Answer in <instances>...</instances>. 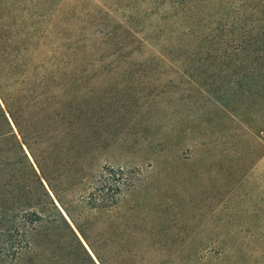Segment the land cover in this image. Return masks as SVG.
Here are the masks:
<instances>
[{"label":"rangeland","instance_id":"obj_1","mask_svg":"<svg viewBox=\"0 0 264 264\" xmlns=\"http://www.w3.org/2000/svg\"><path fill=\"white\" fill-rule=\"evenodd\" d=\"M13 1L43 17L23 85L69 117L50 170L66 176L53 184L64 207L76 217L101 173H124L134 233L157 241L138 250L264 264V69L226 58L257 34L264 46V0ZM11 192L2 184L0 204Z\"/></svg>","mask_w":264,"mask_h":264},{"label":"trees","instance_id":"obj_2","mask_svg":"<svg viewBox=\"0 0 264 264\" xmlns=\"http://www.w3.org/2000/svg\"><path fill=\"white\" fill-rule=\"evenodd\" d=\"M41 18L20 11L18 2L0 0V187L13 189L0 204V216L9 220L0 221V251L4 256L27 255L33 264H174L181 255L138 250L157 241L134 233L138 222L133 209L126 212L121 202L123 190L134 187V181L124 173H101L76 206L80 211L76 217L64 207L53 184L57 179L63 183L66 176L50 170L57 172L61 167L63 142L69 134L55 129L69 117L49 107L39 108L41 97L23 85L41 41ZM262 42L257 34L249 45L226 58L241 69L248 68L247 73L255 72L259 63L264 69ZM80 180L85 186L89 177ZM99 217L104 223L91 237L89 231L96 228ZM152 255L155 263L147 261ZM187 258L196 264L221 262V258L209 261L198 254ZM6 259L2 257L0 264H11Z\"/></svg>","mask_w":264,"mask_h":264}]
</instances>
